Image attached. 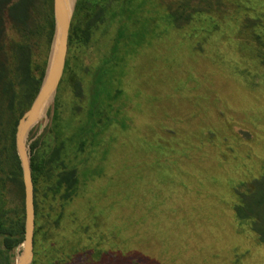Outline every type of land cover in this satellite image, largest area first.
I'll list each match as a JSON object with an SVG mask.
<instances>
[{"label": "rangeland", "instance_id": "rangeland-1", "mask_svg": "<svg viewBox=\"0 0 264 264\" xmlns=\"http://www.w3.org/2000/svg\"><path fill=\"white\" fill-rule=\"evenodd\" d=\"M78 1L72 25L94 0ZM117 3L87 44L69 45L48 116L27 139L46 161L32 264H264L252 221L236 214L238 191L264 174V0ZM8 28L13 75L19 39ZM33 43L35 65L47 62L39 93L53 41ZM72 169L66 200L65 186L53 189ZM9 198L26 233L25 185Z\"/></svg>", "mask_w": 264, "mask_h": 264}, {"label": "trees", "instance_id": "trees-1", "mask_svg": "<svg viewBox=\"0 0 264 264\" xmlns=\"http://www.w3.org/2000/svg\"><path fill=\"white\" fill-rule=\"evenodd\" d=\"M117 6V0H94L91 6L83 7L82 13H78L81 17L77 20V16L71 27L69 45L72 46L75 41L87 44L94 28L104 22L106 16L115 19L119 14ZM78 7L79 1L76 10ZM79 11L81 12L80 9ZM39 14L44 17L38 23L36 17ZM8 24L19 39L10 43L13 75L10 57L6 54ZM54 33V0H0V111L8 116L6 122L0 119V236L3 237L0 264H12L15 257L13 250L25 239V218L13 203L10 204L9 198L13 190L21 191L24 184L20 158L16 151V131L19 119L29 109L40 89L47 64L46 61L36 65L33 62L32 47L36 45L33 42L36 35H46L49 48ZM68 67L69 59L66 69ZM100 82L98 80L97 85ZM74 83L78 88L79 83ZM57 113L56 110L54 120L59 117ZM36 145L37 142L32 145L33 150ZM45 166L46 161L38 162L36 154L31 158L34 184L39 175L44 173ZM77 185V172L72 169L60 174L53 191L56 195L65 186L67 192L64 199L69 200L75 195ZM238 197L237 217L243 221L251 220L252 228L264 244V174L238 191Z\"/></svg>", "mask_w": 264, "mask_h": 264}, {"label": "water", "instance_id": "water-1", "mask_svg": "<svg viewBox=\"0 0 264 264\" xmlns=\"http://www.w3.org/2000/svg\"><path fill=\"white\" fill-rule=\"evenodd\" d=\"M76 3L66 0H54L55 33L50 66L46 78L32 106L20 119L16 132L17 150L22 162L26 194V233L23 251L17 264H32L35 248V202L34 182L31 169V157L27 150V139L33 126L48 116L49 107L55 100L63 77L69 48L70 30Z\"/></svg>", "mask_w": 264, "mask_h": 264}, {"label": "bare ground", "instance_id": "bare-ground-1", "mask_svg": "<svg viewBox=\"0 0 264 264\" xmlns=\"http://www.w3.org/2000/svg\"><path fill=\"white\" fill-rule=\"evenodd\" d=\"M66 1H69V3L71 2V0H66Z\"/></svg>", "mask_w": 264, "mask_h": 264}]
</instances>
